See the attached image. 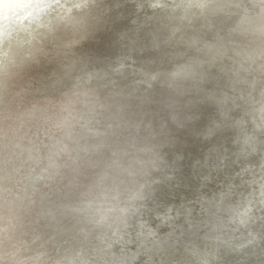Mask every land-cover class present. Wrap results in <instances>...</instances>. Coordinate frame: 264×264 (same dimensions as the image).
Masks as SVG:
<instances>
[{
  "label": "water",
  "instance_id": "water-1",
  "mask_svg": "<svg viewBox=\"0 0 264 264\" xmlns=\"http://www.w3.org/2000/svg\"><path fill=\"white\" fill-rule=\"evenodd\" d=\"M128 100L0 160V264H264V6Z\"/></svg>",
  "mask_w": 264,
  "mask_h": 264
},
{
  "label": "clouds",
  "instance_id": "clouds-1",
  "mask_svg": "<svg viewBox=\"0 0 264 264\" xmlns=\"http://www.w3.org/2000/svg\"><path fill=\"white\" fill-rule=\"evenodd\" d=\"M262 6H264V0H262ZM235 7H236L235 15L239 17L241 14H244V13L251 15L255 10L256 5L252 3V0H247V2L246 0H240V3H238ZM56 14L57 13L55 11V5H54L53 12L51 13V15L53 16V19H55Z\"/></svg>",
  "mask_w": 264,
  "mask_h": 264
}]
</instances>
